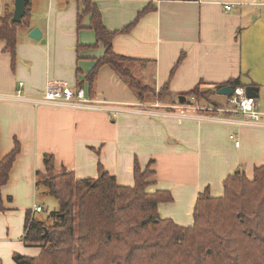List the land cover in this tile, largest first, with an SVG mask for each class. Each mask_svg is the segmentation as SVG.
Masks as SVG:
<instances>
[{
  "label": "crops",
  "instance_id": "crops-1",
  "mask_svg": "<svg viewBox=\"0 0 264 264\" xmlns=\"http://www.w3.org/2000/svg\"><path fill=\"white\" fill-rule=\"evenodd\" d=\"M94 2L112 31L152 6L129 33L116 35L113 49L137 59L130 67L143 83L157 90L168 84V101L139 100L104 65L90 95L92 106L35 105L30 98L43 93L50 81L80 85L105 48L95 46L89 15L78 26L81 0H31L28 24L18 29L14 65L5 41H0V160L16 140L21 144L9 181L0 188L5 207L0 211V264H18L15 254L41 253L40 247L28 246L24 236L29 212L42 220L39 213L44 210L34 208L41 205L40 193H47L38 184L46 172L45 154L54 156L56 174L67 170L77 178L96 177L101 163L126 186L135 184V162L146 168L153 160L155 175L148 192L169 190L173 201L160 203L159 214L182 226L194 224V208L206 188L214 197L223 196L230 174L242 170L253 179L255 168L264 165V124L232 113L197 110L187 96L180 101L201 82L216 88L240 78L264 111V0ZM226 4L232 8L227 10ZM35 27L45 42L29 36ZM20 82L25 96L18 98ZM83 85L89 92L88 82ZM219 96L213 94L227 105L228 96L225 103Z\"/></svg>",
  "mask_w": 264,
  "mask_h": 264
},
{
  "label": "trees",
  "instance_id": "trees-1",
  "mask_svg": "<svg viewBox=\"0 0 264 264\" xmlns=\"http://www.w3.org/2000/svg\"><path fill=\"white\" fill-rule=\"evenodd\" d=\"M7 1V0H6ZM78 26L90 16L89 27L95 31L96 44H102L104 54L80 85L95 88L102 66H110L137 94L139 100L160 98L162 94L136 77L130 67L137 61L118 54L113 41L119 33H129L141 17L152 9L147 6L121 30H109L94 0H81ZM13 3L14 0H11ZM0 6V41H5L14 65L17 59L18 29L28 24L31 0L21 23L11 24L14 6ZM85 47V46H84ZM182 54L172 75L183 61ZM183 94L200 95L198 88ZM224 85L243 86L240 78ZM168 91V84L163 87ZM214 107L222 104L208 100ZM21 144L0 160V188L8 183L11 168L20 153ZM46 172L38 181L46 192L59 202L51 213L53 221L35 219L28 213L24 241L28 246L41 247L37 257L15 254L18 264H264V165L255 168L253 179L237 170L224 181L223 196L214 197L206 188L198 196L194 208V224L182 226L171 218H162L159 204L173 201L169 190L147 188L155 175L153 160L146 169L134 165L135 184L121 185L116 177L99 163L98 176L77 178L72 171L55 173V158L45 154ZM5 210L0 193V211Z\"/></svg>",
  "mask_w": 264,
  "mask_h": 264
},
{
  "label": "built area",
  "instance_id": "built-area-1",
  "mask_svg": "<svg viewBox=\"0 0 264 264\" xmlns=\"http://www.w3.org/2000/svg\"><path fill=\"white\" fill-rule=\"evenodd\" d=\"M225 8L230 10L232 4H226ZM24 82H20V86L16 91L18 98L25 96ZM235 91L228 96V103L226 106L220 107H198L202 111H218L221 113H232L241 116L244 120L256 124H264V111L258 107L257 98L254 95H248L245 87H234ZM35 105L48 106H74V107H88L92 106L93 101L85 85L72 86L62 81L48 82L43 93L30 98ZM235 141L236 146L240 145V141L234 134L230 136ZM44 208L37 205L34 208L35 212H41Z\"/></svg>",
  "mask_w": 264,
  "mask_h": 264
},
{
  "label": "rangeland",
  "instance_id": "rangeland-1",
  "mask_svg": "<svg viewBox=\"0 0 264 264\" xmlns=\"http://www.w3.org/2000/svg\"><path fill=\"white\" fill-rule=\"evenodd\" d=\"M0 1H1L0 6L4 7L3 5L5 4L6 0H0ZM10 3H12L11 0H10ZM12 6H14V2L12 3ZM217 90H218L217 88H213V87L206 86L205 84H201L198 88V92L200 93V95L198 96L195 94V95L188 96L190 98L187 103H189L190 106H192L193 108L197 110H199L198 107H206V106L213 107L211 104H209L208 100L214 99L213 94L216 93ZM157 93L162 94L159 99H165L164 101L167 103L168 91L165 90L164 88H161L160 90H157ZM219 97H221L220 99H222L224 101L222 102L225 103L226 96L221 95ZM143 169H146V168H143ZM151 178L152 177H150L149 180ZM39 203L43 205L44 207V211L42 213H39V217L43 221L46 220L48 221V223H51L53 221V218L50 217L51 213L59 209L58 200L54 196L48 193H40Z\"/></svg>",
  "mask_w": 264,
  "mask_h": 264
},
{
  "label": "water",
  "instance_id": "water-1",
  "mask_svg": "<svg viewBox=\"0 0 264 264\" xmlns=\"http://www.w3.org/2000/svg\"><path fill=\"white\" fill-rule=\"evenodd\" d=\"M29 1L30 0H14V11H13V16L10 20L11 24L21 23L23 21V18L27 12V4L29 3ZM29 36L36 40H42L43 42H45V39H42L43 32L39 27L33 28L30 31ZM234 91H235L234 86L224 85L217 90V93L219 95L229 96L232 95ZM246 91L248 95H253L252 88H248ZM185 100H186V96L180 97L181 102H184Z\"/></svg>",
  "mask_w": 264,
  "mask_h": 264
}]
</instances>
